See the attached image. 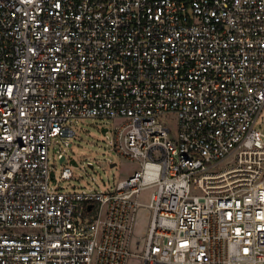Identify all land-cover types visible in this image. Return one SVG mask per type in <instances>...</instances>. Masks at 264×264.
<instances>
[{
    "label": "built area",
    "instance_id": "1",
    "mask_svg": "<svg viewBox=\"0 0 264 264\" xmlns=\"http://www.w3.org/2000/svg\"><path fill=\"white\" fill-rule=\"evenodd\" d=\"M262 111L264 0H0V264H264ZM84 118L138 168L65 191Z\"/></svg>",
    "mask_w": 264,
    "mask_h": 264
},
{
    "label": "rangeland",
    "instance_id": "2",
    "mask_svg": "<svg viewBox=\"0 0 264 264\" xmlns=\"http://www.w3.org/2000/svg\"><path fill=\"white\" fill-rule=\"evenodd\" d=\"M121 123L119 119H79L76 122L77 134L74 138L68 139L67 146L60 140L50 146V156L59 148L63 150L66 155L63 163L72 167L74 172L73 178L58 181L63 190L107 189L138 168L137 162L119 155L109 143L113 127ZM255 125L264 131V111L257 118ZM171 126H175V121L171 122ZM90 163L93 167H89ZM110 163L115 165L111 166ZM56 168L58 175L61 168L58 160ZM142 198L147 201L146 196ZM147 222L148 212L138 213L135 225L137 235L142 236L145 233Z\"/></svg>",
    "mask_w": 264,
    "mask_h": 264
},
{
    "label": "water",
    "instance_id": "3",
    "mask_svg": "<svg viewBox=\"0 0 264 264\" xmlns=\"http://www.w3.org/2000/svg\"><path fill=\"white\" fill-rule=\"evenodd\" d=\"M62 160H63V156L62 157H60V159H59V162H62ZM111 166H113V164L111 163L110 164ZM90 166H91V164H90Z\"/></svg>",
    "mask_w": 264,
    "mask_h": 264
}]
</instances>
